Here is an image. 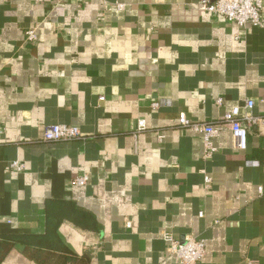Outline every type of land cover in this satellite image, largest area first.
Here are the masks:
<instances>
[{
	"label": "crops",
	"instance_id": "obj_1",
	"mask_svg": "<svg viewBox=\"0 0 264 264\" xmlns=\"http://www.w3.org/2000/svg\"><path fill=\"white\" fill-rule=\"evenodd\" d=\"M248 100L264 117V29L201 0H0V240H22L1 264H180L166 234L205 239L200 264H264V123L211 160L179 125ZM57 124L83 138L45 142Z\"/></svg>",
	"mask_w": 264,
	"mask_h": 264
},
{
	"label": "built area",
	"instance_id": "obj_2",
	"mask_svg": "<svg viewBox=\"0 0 264 264\" xmlns=\"http://www.w3.org/2000/svg\"><path fill=\"white\" fill-rule=\"evenodd\" d=\"M52 1L61 4L70 0ZM201 3L205 12L223 18L241 28L252 26L264 29V0H201ZM115 7L118 10L125 9V5L121 3H115ZM26 40L30 44L38 42V34L35 29L26 32ZM104 100L105 98H101V101ZM218 104H221V100L218 101ZM161 106V102H155L152 108L158 110ZM255 106L254 100H248L244 106L234 107L225 113L221 121L215 123L193 122L183 113L179 116V125L202 135L204 140L203 157L205 160H211L218 151L215 138L224 131H229L232 134L233 147L236 150L246 151L248 149L250 130L264 123V117L255 115ZM145 129L146 122L140 120L135 133L139 134ZM82 138L83 133L79 127L57 124L46 128L43 139L45 142H72ZM11 166L18 171H23L25 168L18 161L12 162ZM203 175L204 186L207 189L211 188L212 176L205 171H203ZM87 182V176L74 180V184L80 186L87 184ZM200 216L203 217L204 212H200ZM165 237L169 242V253L176 256L180 264H200L205 259L207 254V241L205 239L193 235L186 236L184 240H177L169 234H166Z\"/></svg>",
	"mask_w": 264,
	"mask_h": 264
},
{
	"label": "trees",
	"instance_id": "obj_3",
	"mask_svg": "<svg viewBox=\"0 0 264 264\" xmlns=\"http://www.w3.org/2000/svg\"><path fill=\"white\" fill-rule=\"evenodd\" d=\"M15 241H22L19 240L17 238H12V237H5V238H1L0 240V264L2 263L3 259L7 256V254L12 250V248L15 245ZM67 252V257L69 255V257L71 256V259H77V260H87L86 257H81V258H77L75 254H72V252L66 250ZM32 258H34L33 256H31ZM73 257V258H72ZM35 260V259H34ZM38 262V261H37ZM40 264V262H38ZM42 264V263H41Z\"/></svg>",
	"mask_w": 264,
	"mask_h": 264
}]
</instances>
